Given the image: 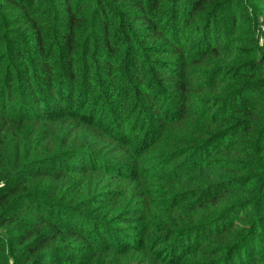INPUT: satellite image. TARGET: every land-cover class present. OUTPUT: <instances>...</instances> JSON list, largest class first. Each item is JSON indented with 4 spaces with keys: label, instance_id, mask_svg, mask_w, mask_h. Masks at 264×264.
Wrapping results in <instances>:
<instances>
[{
    "label": "trees",
    "instance_id": "16d2710c",
    "mask_svg": "<svg viewBox=\"0 0 264 264\" xmlns=\"http://www.w3.org/2000/svg\"><path fill=\"white\" fill-rule=\"evenodd\" d=\"M0 264H264V0H0Z\"/></svg>",
    "mask_w": 264,
    "mask_h": 264
}]
</instances>
